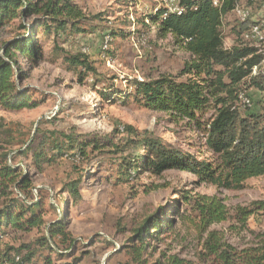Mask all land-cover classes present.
Segmentation results:
<instances>
[{
	"label": "rangeland",
	"instance_id": "374dc122",
	"mask_svg": "<svg viewBox=\"0 0 264 264\" xmlns=\"http://www.w3.org/2000/svg\"><path fill=\"white\" fill-rule=\"evenodd\" d=\"M74 1L89 16L83 21L84 26L97 28L88 33L59 36L51 33L48 38L40 32L37 37L44 50L42 59L34 66L21 58V66L28 73L21 89L36 105L9 109L0 104V157L6 153L7 164L32 175L30 190L19 193L15 189L14 196L27 203L42 202L45 220L40 230L9 231L0 249L4 243L17 247L33 242L37 248L36 264H73L75 258H78L76 264H173L172 255L183 260V264H213L201 258L195 226L181 219L171 232L161 236L164 242L151 241L159 247L144 255L145 263L134 261L127 254L126 246L134 229L149 215L159 211L162 219L172 217L174 199L178 197L176 190L217 193L230 208L246 206L252 201L264 200V175L248 179L241 189H218L205 184L196 187L193 184L196 178L179 170L166 171L160 176L150 172L138 177L132 173L129 178L122 175L120 164L131 154L129 149L120 150L124 133L117 132L116 128L124 124L151 130L201 159L212 157L200 131L187 121L173 122L167 113L143 107L133 98L124 102L118 95V100L113 101L102 95L109 87L131 92L135 80L156 79L162 75L186 81L190 74L185 71L193 57L170 34L161 37L158 27L151 22L150 15L159 9H168L164 0ZM247 1L241 0V5L249 7L254 18H261L264 0H254L253 4ZM240 22L233 11L224 17L221 29L226 48L236 44ZM110 28L126 32L127 37L118 35L108 45L103 33ZM17 32L18 19L3 26L0 48L3 41ZM79 52L87 54L88 62L94 67L83 81L79 70L84 71V67L73 69L65 60L67 53ZM247 93L253 100L252 108L261 111L264 93L254 87ZM61 132L80 140H102L108 146L102 150L89 148L87 157L74 150L65 151L37 169L32 154L46 136L58 137ZM48 153L54 154L52 150ZM77 179L82 180L80 199L64 191L66 182ZM59 221L67 223L74 247L71 248L70 242L61 243L48 235L47 227ZM229 226L230 222H224L215 227L225 232L230 243L245 246L253 242L254 232L264 229V215L250 216L244 229ZM44 236L49 239V247L43 248L38 242ZM48 255L52 263L46 262Z\"/></svg>",
	"mask_w": 264,
	"mask_h": 264
},
{
	"label": "trees",
	"instance_id": "16d2710c",
	"mask_svg": "<svg viewBox=\"0 0 264 264\" xmlns=\"http://www.w3.org/2000/svg\"><path fill=\"white\" fill-rule=\"evenodd\" d=\"M247 2L253 4L254 0ZM180 4L184 7L182 13L168 12L165 15L166 9L162 8L149 18L158 27L161 37L170 34L191 54L193 60L185 71L190 77L186 81H177L166 75L135 80L131 92L109 87L102 95L113 101L120 98L126 102L133 98L143 107L167 113L173 122L187 121L189 126L193 125L200 131L212 157L201 159L151 130L124 124L116 128L117 132L124 133L120 150L129 149L131 154L123 158L121 174L128 178L132 173L138 177L145 172L160 176L166 171L179 170L192 174L196 178L193 181L196 187L205 184L218 189H241L248 179L264 175V107L261 111L253 109V100L247 93L253 87L264 93V53L245 44L241 38L251 20L239 23L241 29L236 44L231 48L224 46L221 29L224 17L241 4V0H220L218 5L213 0H181ZM88 18L74 0H0V29L18 19L19 30L1 44L0 104L9 109L36 105L33 98L21 89L22 81L28 78V73L21 66V58L37 65L44 52L37 37L40 32L47 38L51 33L56 36L88 33L97 28L84 26L83 21ZM118 35L127 37L126 32L110 28L103 33V39H108L109 45ZM105 51L108 53L109 48ZM65 60L73 69L84 67L85 72L79 70L81 81L88 71L94 70L84 52L67 53ZM256 66L258 71L253 73ZM242 93L251 98L250 106L242 105ZM118 95L120 97L117 98ZM52 135L46 136L32 154L33 163L39 170L43 163L53 161L55 156L65 151L74 150L87 157L89 148L102 150L108 146L102 140H80L64 132L54 138ZM50 150L53 155H49ZM6 162L5 153L0 157V245L9 231L40 230L45 223L42 202L27 203L14 196L15 189L19 193L30 190L31 173ZM81 184V179L70 180L65 183L64 191L72 198L80 199ZM176 195L172 217L162 219L157 211L134 229L126 246L127 254L134 261L145 263L144 255L157 251L159 247L157 244L153 246L151 241L164 242L161 236L171 232L181 219L197 229L200 254L204 260L213 264H264V229L254 232L253 242L240 247L230 243L225 232L215 227L230 222V228H246L250 216L264 215V200L230 208L217 193L182 189L176 190ZM47 231L51 239L70 242L71 248L75 246L66 222L52 223ZM48 241L45 236L38 240L43 248L49 247ZM36 253L33 242L17 247L4 243L0 249V264H36ZM171 258L173 264H183L177 256L172 255ZM46 259L52 263L50 255ZM77 261L75 258L73 264Z\"/></svg>",
	"mask_w": 264,
	"mask_h": 264
},
{
	"label": "built area",
	"instance_id": "2783aa9c",
	"mask_svg": "<svg viewBox=\"0 0 264 264\" xmlns=\"http://www.w3.org/2000/svg\"><path fill=\"white\" fill-rule=\"evenodd\" d=\"M167 4L168 9L164 13L167 15L168 12L182 13L184 7L180 4L181 0H164ZM215 5H218L220 0H213ZM170 4V5H169ZM172 5V6H171ZM264 9V6H263ZM234 13L238 16L239 20L247 21L251 20V24L248 29H245L241 38L245 44L254 46L257 48L258 52L264 53V15L261 18H254L251 16V9L249 7L242 6L241 4L237 5L234 10ZM264 69V61L262 63ZM258 71V66L254 67L253 73ZM241 103L243 106H250L252 104L251 98L244 93L240 95Z\"/></svg>",
	"mask_w": 264,
	"mask_h": 264
}]
</instances>
